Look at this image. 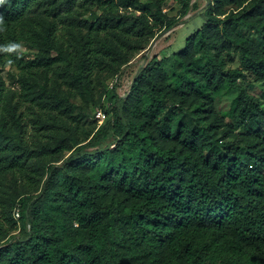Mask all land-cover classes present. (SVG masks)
Masks as SVG:
<instances>
[{"label": "trees", "instance_id": "1", "mask_svg": "<svg viewBox=\"0 0 264 264\" xmlns=\"http://www.w3.org/2000/svg\"><path fill=\"white\" fill-rule=\"evenodd\" d=\"M166 1L0 6V45L38 50L27 60L0 53V66L30 75L22 96L38 107L31 138L0 71V179L11 171L23 182L8 227L0 215V242L20 229L0 246V264H264V89L239 81L264 84V0H212L175 54L180 67L152 59L104 123L82 132L100 104L98 76L175 25ZM41 68L47 80L36 86ZM224 90L237 95L221 112Z\"/></svg>", "mask_w": 264, "mask_h": 264}, {"label": "rangeland", "instance_id": "2", "mask_svg": "<svg viewBox=\"0 0 264 264\" xmlns=\"http://www.w3.org/2000/svg\"><path fill=\"white\" fill-rule=\"evenodd\" d=\"M187 3V10H185L184 3L181 0H167L164 5V11H166L167 15L176 22L172 29L161 33L153 39L151 44L146 49L135 54L128 63L119 67L114 74L103 73L98 76L97 81L99 88L97 89L96 96L100 97V104L90 106V115L88 120L80 122L84 127L82 132L90 128L95 123H98V125L104 123V121L109 117L110 111L117 98L129 93L139 70L146 66L152 59H163L170 71L174 66H177L178 68L180 67L175 54L185 47L187 38L208 21L207 11L210 4H212V0H187ZM130 13L136 14V12ZM22 44L24 46V51L20 55L21 58L27 60L36 57L38 53L37 49L31 48L26 43ZM238 67H240V64L237 59L226 65V68L231 69ZM0 71H2V79L5 81L7 87L8 104L13 105L15 108L18 107L17 116L23 114L26 126L28 125L26 130L30 134L31 138H33L34 132L31 127L33 126V119L36 116L38 107H36L37 100H23L24 98L22 96V92L24 88L19 79H22L23 76L27 75L25 74L24 67L20 64H1ZM45 75L46 71L41 68L35 75L36 77L32 76L36 78V86L42 85L46 82L47 77H45ZM49 77H53L52 72ZM239 81L248 85L249 89L257 95H260L264 89V84L256 81L250 74L246 77L239 78ZM65 87L68 91H71L69 86ZM38 91H41L40 87ZM36 93L32 94L30 97L32 99H36ZM236 95V90H224L219 102L221 112L229 108ZM73 100L76 103L80 102L79 96L74 97ZM51 115H53V119L50 123L54 124V128L62 125L60 113L53 111ZM108 143L109 141L107 140L103 144L107 145ZM68 155L69 153L65 152L63 156L65 158ZM22 185V178L16 172L7 171L0 179V215L7 227L8 220L5 219V217H10L8 212L10 199L13 195L19 193L23 189ZM17 212L18 207H15L13 209L15 218L19 217ZM18 225H20V222H18ZM15 229L16 230H13L6 239L0 242V246L8 243L11 236L20 231L19 227Z\"/></svg>", "mask_w": 264, "mask_h": 264}, {"label": "clouds", "instance_id": "3", "mask_svg": "<svg viewBox=\"0 0 264 264\" xmlns=\"http://www.w3.org/2000/svg\"><path fill=\"white\" fill-rule=\"evenodd\" d=\"M7 0H0V6L4 5ZM5 21L3 15H0V32L5 31ZM24 51V46L19 42H9L6 45H0V53L14 54L20 56ZM11 63V61H10Z\"/></svg>", "mask_w": 264, "mask_h": 264}, {"label": "built area", "instance_id": "4", "mask_svg": "<svg viewBox=\"0 0 264 264\" xmlns=\"http://www.w3.org/2000/svg\"><path fill=\"white\" fill-rule=\"evenodd\" d=\"M17 215L19 216V213L17 212Z\"/></svg>", "mask_w": 264, "mask_h": 264}]
</instances>
